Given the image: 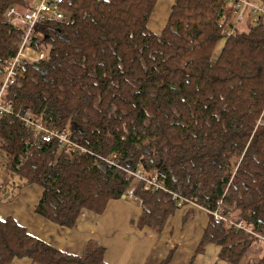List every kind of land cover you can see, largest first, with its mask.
Segmentation results:
<instances>
[{
  "label": "trees",
  "instance_id": "1",
  "mask_svg": "<svg viewBox=\"0 0 264 264\" xmlns=\"http://www.w3.org/2000/svg\"><path fill=\"white\" fill-rule=\"evenodd\" d=\"M34 1L0 0V87L25 32L7 12ZM157 3L64 0L65 20L37 26L34 46L47 48V61L23 65L3 104L88 152L35 142L19 118L2 116L4 167L41 186L36 212L66 228L82 210L101 215L131 190L142 207L139 227L158 232L178 202L195 204L210 217L201 246H220L221 259L239 264L250 235L212 213L223 206L264 235V25L237 29L226 0H174L157 34L148 26ZM104 256L99 243L69 255L13 219L0 220V264H106ZM248 264H264V251Z\"/></svg>",
  "mask_w": 264,
  "mask_h": 264
},
{
  "label": "crops",
  "instance_id": "2",
  "mask_svg": "<svg viewBox=\"0 0 264 264\" xmlns=\"http://www.w3.org/2000/svg\"><path fill=\"white\" fill-rule=\"evenodd\" d=\"M173 1L158 0L148 24L151 31L161 33ZM43 192L41 186L26 183L9 166L0 167V220L13 219L69 255L81 256L90 242L99 243L105 248L106 264H230L220 258V246H201L210 217L195 204L176 209L160 232L139 227L142 207L134 198L111 200L101 215L82 210L75 227L66 228L36 212ZM263 251V244L250 246L239 264L257 262ZM11 264L36 263L22 258Z\"/></svg>",
  "mask_w": 264,
  "mask_h": 264
},
{
  "label": "built area",
  "instance_id": "3",
  "mask_svg": "<svg viewBox=\"0 0 264 264\" xmlns=\"http://www.w3.org/2000/svg\"><path fill=\"white\" fill-rule=\"evenodd\" d=\"M229 6L234 10V18L236 24L244 23L248 19V23L263 24L264 25V1L262 4H257L255 0H226ZM64 0H35L31 7L27 11H18L11 8L7 12V20L11 24L18 25L25 29L21 38L19 50L17 55L9 62L4 75L3 83L0 87V117L2 116H14L19 118L26 127L34 132V141L43 144H50L56 141L59 145L67 150L73 151L74 154L88 152L83 146L75 142L72 137L65 132L51 130L44 127L42 124L36 122L32 115L27 112L24 115L15 113L12 105L3 104V96L6 89L15 84L19 75V70L23 65H41L47 61L48 50L44 46L36 48L34 46L33 37L37 26L48 19H54L58 21L65 20V12L62 9ZM252 20L250 21V19ZM231 32L227 33L230 36ZM7 155L0 151V167L6 165ZM130 175H133L138 181L145 182L148 186L155 189H161L162 186L158 183L156 178L148 179L140 171H128ZM135 197L134 190H131L128 195H123L121 198ZM135 199H137L135 197ZM191 204V203H190ZM183 207V203L178 202V208ZM213 217L221 222L226 223L229 226H235L241 230H244L250 235L252 243L264 245V235L262 233H255L246 228L242 222L232 219L227 210L221 206L215 212L212 213Z\"/></svg>",
  "mask_w": 264,
  "mask_h": 264
},
{
  "label": "rangeland",
  "instance_id": "4",
  "mask_svg": "<svg viewBox=\"0 0 264 264\" xmlns=\"http://www.w3.org/2000/svg\"><path fill=\"white\" fill-rule=\"evenodd\" d=\"M255 2L257 3V4H262V2L261 1H257V0H255ZM252 20V18L250 19V21ZM248 19L244 22V23H238V24H236V26L238 27L237 29H239V30H242V31H247L248 30ZM219 51H220V47H219ZM231 217V216H230ZM232 218V217H231ZM233 219V218H232ZM238 218H235V220L236 221H238L237 220ZM226 224V223H225ZM229 226V225H228ZM254 245V244H253Z\"/></svg>",
  "mask_w": 264,
  "mask_h": 264
}]
</instances>
